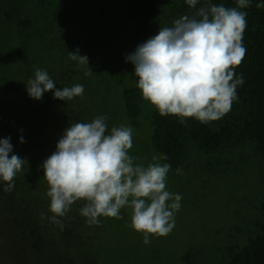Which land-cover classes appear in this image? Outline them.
<instances>
[{
    "label": "trees",
    "instance_id": "16d2710c",
    "mask_svg": "<svg viewBox=\"0 0 264 264\" xmlns=\"http://www.w3.org/2000/svg\"><path fill=\"white\" fill-rule=\"evenodd\" d=\"M171 1L175 7H167L170 0L161 5L158 0L128 2L126 14L136 41L145 42L154 36L164 24L175 20H170L173 16L195 14L196 9L190 8L185 0ZM204 2L200 0L197 9ZM211 2L235 7V0ZM258 3L264 0H251L250 7L241 9L247 13L243 33L247 51L235 72L237 76L243 75L244 83L238 86L237 99L227 114L207 123L194 118L181 123V118L161 116L154 106L148 105L151 147L159 156H167V160L161 161L171 165L172 174H177V168L182 169V173L186 168V174H190L189 169L193 167H199L200 173L207 170L209 174H224L241 164L263 166L264 8H257ZM82 8L78 0H0V139L10 137L12 154L27 162L15 176L13 190L5 192L6 183L0 180V207L4 205L8 213L3 224L8 225L7 237L13 243H22L16 245L19 259H15L14 264L24 256L29 258L21 259L22 264L27 259H33L36 264H113L89 252L82 254L79 249L74 253L69 251L73 244L91 243L98 237L109 236L111 217L106 222L100 218L98 225H89L79 212L84 201H77L66 216L58 217L62 227L52 223L48 219L52 216L48 211V184L41 167L56 150L69 124L91 122L97 116L106 115L109 130L113 126L108 109L100 102L99 92L90 83L100 72L94 67L92 53L87 56L89 66L79 65L69 58V52L77 49L80 55H85L81 41L83 38L91 41L87 38L93 29L90 20L92 26L87 28V35H80L86 22L81 19ZM167 8L171 10L169 13ZM71 19L76 27L68 30ZM132 52L122 56L121 64L134 69L125 59ZM89 67L92 72L85 75ZM35 68L46 70L57 89L82 84L83 95L63 101L54 99L53 92L48 91L40 100L30 98L26 83L34 76ZM104 75L106 78L107 74ZM122 98L124 115L132 120L138 118L143 105L148 103L137 87L124 89ZM21 136L24 143H20ZM41 213L45 214L44 219ZM254 223L253 237L239 248H229L228 258L222 264H264V211Z\"/></svg>",
    "mask_w": 264,
    "mask_h": 264
},
{
    "label": "clouds",
    "instance_id": "9594fccd",
    "mask_svg": "<svg viewBox=\"0 0 264 264\" xmlns=\"http://www.w3.org/2000/svg\"><path fill=\"white\" fill-rule=\"evenodd\" d=\"M196 9L194 15H184L172 26L159 28L156 35L139 44L126 56L134 65L136 87L142 98L154 106L161 116L174 115L184 123L194 118L202 123L222 118L237 99V88L243 85V75H236L245 55L243 33L251 0H235V7L205 0H185ZM257 8H264L258 3ZM69 58L87 65L88 57L79 49L69 52ZM91 69L85 75L91 74ZM26 90L30 98L40 100L45 92L63 101L82 96L84 86L56 88L46 70L35 68ZM101 115L91 122L69 124L56 144V150L41 165L48 184L50 199L48 219L61 225L77 201L89 225H98L99 217L121 219V210L130 214V227L143 234V242L151 236H166L175 226L182 196L167 189L171 165L160 163L166 155L153 156L152 162L137 163L130 155L133 128L113 126ZM22 131V130H21ZM11 138L0 139V180L5 192L14 188V178L27 163L13 153ZM21 136L20 143H24ZM177 174L182 169H176ZM45 214L41 213V219Z\"/></svg>",
    "mask_w": 264,
    "mask_h": 264
},
{
    "label": "rangeland",
    "instance_id": "374dc122",
    "mask_svg": "<svg viewBox=\"0 0 264 264\" xmlns=\"http://www.w3.org/2000/svg\"><path fill=\"white\" fill-rule=\"evenodd\" d=\"M129 1L78 0L83 7L81 19L86 21L82 26L81 37L87 35L90 22L93 25V33L90 31L87 35L91 41L83 38L81 47L86 56L92 53L94 67L97 72L100 71L91 78L90 83L99 92L102 105L108 109L109 119L113 126L126 125L133 128V147L129 154L138 158L137 163L147 165L152 162L153 156L160 157L150 143L151 104L148 102L143 105L141 114L135 120L126 118L122 109L123 90L136 87L137 83L134 69L121 64L122 56L144 43L136 41L134 28L127 18L125 8ZM158 2L161 5L167 0ZM173 2H167V7H175ZM167 9L169 13L171 10ZM178 18L180 16H173L170 20ZM73 20L68 21V30L76 27L71 23ZM172 24L173 20L162 27ZM104 73L107 74L106 78ZM87 102L90 104L91 101ZM262 165L251 164L245 167L241 164L237 169L224 174H209L207 170L200 173L199 167L189 169L190 174H186V168L181 174L169 171L167 189L180 194L182 199L181 207L175 214V226L168 235L151 236L150 243L145 244L143 234L130 227L129 212L122 209L121 219L110 218L109 236L98 237L91 243L73 244L69 251L74 253L79 249L82 254L89 252L113 264H222L228 258L229 248H239L253 237L256 230L254 222L262 217L264 162ZM0 209L2 226L8 213L4 205ZM100 218L104 222L108 221V217ZM81 219L86 220L83 216ZM7 229L8 225L0 227V264H14L18 258L16 245L22 244L19 241L13 243L7 237ZM24 258L29 256L21 259ZM21 259L17 264H22ZM25 264L36 263L33 259H27Z\"/></svg>",
    "mask_w": 264,
    "mask_h": 264
}]
</instances>
